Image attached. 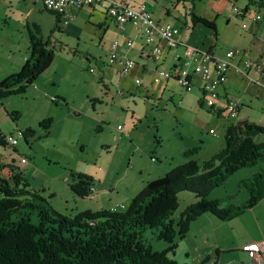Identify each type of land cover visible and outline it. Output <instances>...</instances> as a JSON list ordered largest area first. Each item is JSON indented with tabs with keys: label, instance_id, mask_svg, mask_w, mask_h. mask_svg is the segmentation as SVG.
<instances>
[{
	"label": "rangeland",
	"instance_id": "obj_1",
	"mask_svg": "<svg viewBox=\"0 0 264 264\" xmlns=\"http://www.w3.org/2000/svg\"><path fill=\"white\" fill-rule=\"evenodd\" d=\"M147 2L157 18L177 23L182 29L190 24L187 20L192 12L216 20L219 30L216 50L226 51L230 40L226 20L232 9L227 0ZM166 11L170 17L162 16ZM99 18V13L91 20L83 16L75 20L77 27L73 31L65 28L62 38L53 36L54 44L50 46L54 45L55 55L51 66L24 93L0 101V131L5 136L14 133L19 140L16 147L0 144L1 161L14 160L24 170L31 188L46 187L43 195L50 197L52 205L66 215L86 209L124 210L150 180L189 160L200 165L224 149L226 126L238 119L226 110L218 112L203 104L206 95L199 75H191L192 85L183 87L175 79L161 76L155 68L169 70V64L156 66L149 62L148 69L140 68L143 60L136 53L140 38L129 47L131 53L127 56L136 61L135 67L121 74V63L110 64L111 43L118 40V57L125 56L120 52H125L128 38L135 41V30L131 25L127 30L119 29L113 21L100 28L93 22ZM34 23L41 26L44 39L52 38L55 16L41 2L0 0V81L18 72L31 55L29 29ZM228 79L224 85H229V97L240 102L243 87L249 83ZM225 91L220 85L218 92L223 98L216 99L220 106L226 105ZM243 104V114L251 122L264 125V105L249 101ZM15 111L20 115H15ZM48 117L53 119L50 133L39 137L44 132L39 123ZM119 124L125 136L117 128ZM211 126L217 128L218 135L209 132ZM27 127L38 132L28 142L20 134ZM198 145L201 149L197 153L184 156L183 149ZM256 170L255 167L237 170L224 184L214 188L208 199H222L220 206H226V196H236L233 199L236 204L248 199L247 189L240 181ZM72 172L93 177L96 187L90 197L73 192ZM196 199L190 191L179 194V205L172 216L174 224L183 209ZM211 220L205 216L194 220L184 239H174L176 247L169 255L178 264H202L208 256L215 258L216 238L226 245L228 237L251 241L263 235L264 199L254 210L234 219L218 223ZM144 237L153 250L167 247L150 230L144 232ZM233 254L238 261L246 262L243 260L246 253ZM223 256L225 259L226 255Z\"/></svg>",
	"mask_w": 264,
	"mask_h": 264
},
{
	"label": "trees",
	"instance_id": "obj_2",
	"mask_svg": "<svg viewBox=\"0 0 264 264\" xmlns=\"http://www.w3.org/2000/svg\"><path fill=\"white\" fill-rule=\"evenodd\" d=\"M47 10L56 15L55 30L60 14ZM197 24L211 29L217 39L215 22L192 12L190 29ZM29 41L31 55L27 61L18 72L0 81V101L24 93L54 60V45L50 46V38L44 39L38 23L29 29ZM14 114L20 115L16 111ZM52 125L51 117L43 119L39 126L44 132L39 137L48 135ZM226 127L224 149L200 165L189 160L150 180L124 210L110 207L63 214L52 205L50 197L43 195L47 188H31L24 170L13 161L7 176L0 173V264H178L169 255L176 247L174 239H184L194 220L205 213L230 220L264 197V125L239 121ZM21 131L27 142L38 135L31 127ZM0 144L9 145L1 133ZM199 149L200 145L189 148L184 155L192 156ZM245 167L257 169L240 181L249 195L246 201L236 204V196H226V206H220L222 199H208L214 188ZM3 168L0 159V172ZM72 178L70 187L76 195L87 198L93 193L92 176L72 172ZM182 191L194 193L197 199L183 209L174 224L172 216ZM147 230L156 233L167 247L153 250L144 237Z\"/></svg>",
	"mask_w": 264,
	"mask_h": 264
},
{
	"label": "crops",
	"instance_id": "obj_3",
	"mask_svg": "<svg viewBox=\"0 0 264 264\" xmlns=\"http://www.w3.org/2000/svg\"><path fill=\"white\" fill-rule=\"evenodd\" d=\"M34 1L35 2H41L43 4V2L41 0H34ZM227 1H228V5L231 6L232 9H230V14L227 15L229 17L226 20V30H228L227 35H229V36H227V38L230 37L228 47H226V50L229 48H234V47H240L243 50L242 54L236 56L233 60L237 65L243 66L244 65V59H246V58H250L255 62L254 65L251 68H249L247 71V73L249 74V76L252 79H250L249 77L237 72L235 68H230V70L228 71V74H227V76L229 78L228 80H230V81L235 82V81L241 80L242 82L245 83V85H246V82L249 83L243 87L244 96L242 99L241 98L239 99L240 107H239L238 113L236 114L238 119L236 122H231V124H237L239 121L251 122L248 119V117H246L247 115L243 114V108H244L243 102H247V101H249L251 103L258 102V103H260L261 106L264 105V0H242L241 5L236 4L240 0H227ZM142 2H146L148 4L147 0H141V1L140 0H128L129 4L135 5V6L139 5ZM260 2H262V3H260ZM43 6H44V4H43ZM234 6L238 7L239 10L238 11L234 10ZM44 8H45V6H44ZM151 11H152V9H151ZM256 12L261 14V18L257 21L251 22L250 17H251V15H253ZM97 13H99L100 18L97 21H93V20L92 21L98 23L100 28L104 27V25L108 26L110 21L115 22L108 15L107 6H105L103 4H93L91 6H83V7L78 8L76 10L75 17H74L75 19L73 18L72 20H70L69 23L62 22V19L59 16V26L54 30V32L57 30L58 34H54V32H53L52 38L48 37L47 39L50 38L52 44H54V41H52L53 36H55L58 39L62 38L65 28L67 29V31L71 32L77 27L75 20H77L83 16L88 17V19L91 20L90 18L94 19L96 17ZM153 14H154V12H153ZM198 15L202 16L200 14H198ZM54 16H55V23H56V15H54ZM162 16L170 17L169 11L162 12ZM202 17H204V16H202ZM157 19L162 21L161 18H157ZM209 20H213V19H209ZM213 21L215 22L217 32L219 33L216 20H213ZM163 22H170V21H163ZM187 22H190V18H189V21L187 20ZM244 22L248 23L247 27H244L242 25ZM128 25L133 26L132 24H127L123 28L122 27L120 28L119 25H117V27L119 29L127 30ZM133 28L135 30L134 31L135 34L133 36V37H135L134 45L137 44V40L139 38L141 39V41L138 42L140 44H139L138 50L136 51V53L138 54L137 57H139L143 60V63L140 64V68L148 69L149 68L148 67L149 62H151V63L154 62V65H156V66L157 65L162 66V65L169 64V66H170L169 70H172L175 68V66L178 67V65H180L181 62H179V60H177L176 55L182 53V49H183L182 46H179L178 48H165L164 53L159 58H152L147 53H143L144 37L139 33V31L134 26H133ZM179 38H180V40H182L184 42H187V43H190L193 45H197V46L203 47L205 49H209L210 52H212L213 54H215L217 56H223L224 55L225 50H223L220 53L217 52V50H216L218 37L216 39L215 36L213 35V31L211 29H208V28L202 26L201 24L195 25L194 29H192V28L190 29V24H188V25L186 24L185 28H183V29L181 28ZM119 46H120V42H119ZM124 47H125V50H124L125 52H120V53H122L123 55L125 54V56H128L131 53V49L130 50L127 49L125 45H124ZM28 58H29V56L27 57V59ZM27 59H26V61H27ZM258 62H261V69L257 68V66H256V64ZM158 67L159 66H157L155 68H158ZM230 81H229V84H230ZM226 85H227V83H226ZM226 85H223L224 89L226 90L225 91L226 92V95H225L226 98L225 99L226 100L229 98L232 99V97H229V93H228V86L229 85L228 86H226ZM232 85L233 84H231L230 87ZM35 87H36V85H35ZM249 87H250V90L248 89ZM223 92L224 91H222V95H223ZM222 95L220 97V100H221V98H223ZM203 104H205V103L203 102ZM245 114H247V113H245ZM219 116H220V114H219ZM118 126H117V128H118ZM122 129H123V127H122ZM122 129H119V130L122 131ZM122 132H123V136H125L124 131H122ZM0 133L2 134L1 131H0ZM9 134H14V133H9ZM18 144H19V140H18V143L14 147H16ZM189 148L190 147L183 149V154ZM11 158H14V157L11 156ZM13 161L14 160H12V162L2 160V164H3L4 168L2 169V171L0 173L3 176H7L9 174V172H10L9 171V169H10L9 164L13 163ZM5 172H6V175H5ZM40 186H43V185H40ZM262 199H264V197ZM246 200H244V201H246ZM256 205L253 206L252 208L246 209L245 211H243L242 213H240L239 215H237L235 217H238L244 213H247L249 211L254 210ZM204 216L209 217L210 220L212 219L211 223H213V221H214V223H216V221H217V223H218V221H221V222L227 221V220L217 219L216 217H214L210 213H205L204 215H202L198 219H200ZM235 217H233V219ZM198 219H196L195 221H197ZM191 224H193V223H191ZM199 232L200 231H198L197 236H198V234H200ZM263 237H264V233H263V235H257L251 241H243V240L241 241V239H233V238L230 239L228 237V238H226V240L229 239V243H226V245H223V243L220 242V240L218 238H216L215 243L213 245L215 247V249H217L216 257L212 259V257L208 256L207 257V258H209L208 261L211 262V260H213L211 264H264V258L258 260V259H256L255 256H251L250 252L242 249V247L245 244L253 242V241L261 240ZM235 251H237V252L241 251L242 253H246L247 256L245 255V258L243 259L246 262L238 261L236 259L237 256L233 257L234 256L233 253ZM223 255H226L225 259L221 258V256H223ZM184 264H187V263H184Z\"/></svg>",
	"mask_w": 264,
	"mask_h": 264
},
{
	"label": "built area",
	"instance_id": "obj_4",
	"mask_svg": "<svg viewBox=\"0 0 264 264\" xmlns=\"http://www.w3.org/2000/svg\"><path fill=\"white\" fill-rule=\"evenodd\" d=\"M46 9L53 10L60 14L62 22L69 23L75 17V12L83 6H91L93 4H103L107 6L108 15L119 25L125 27L132 24L139 33L144 37L143 53H147L152 58H159L165 48H178L182 46V53L177 54L176 58L180 65L175 66L172 70H156L161 76L168 79H175L181 86L192 85L191 75H199L203 80V91L206 95L203 102L216 111H228L231 116H236L240 104L234 99H227L225 106L216 103V99L221 97L218 92L220 85H224L227 81V74L230 68H235L237 72L249 77L248 69L254 65V61L250 58L244 59V65H237L233 60L236 56L242 54L243 50L239 47L229 48L224 52L223 56H216L212 52L180 40L181 27L177 23L163 22L158 20L146 2L139 5H131L128 0H41ZM234 10L239 8L234 6ZM261 18V14L256 12L250 17V21L254 22ZM248 26L247 22L242 24ZM134 45L132 38L127 39L126 48L129 49ZM119 47V41L115 40L111 43L110 64L121 63L123 65L121 74L127 73L131 68L135 67L136 61L127 56L118 57L116 49ZM130 50V49H129ZM261 69V62L256 64ZM93 72L95 68H91ZM139 83L140 80L136 79ZM122 129V126H118ZM209 132L218 135L217 128L211 126ZM22 135V131H20ZM6 140L11 145L18 143V138L14 134L6 136ZM26 159L23 158V161ZM93 189V188H92ZM243 250L250 252L251 256H255L260 260L264 258V237L261 240L253 241L245 244Z\"/></svg>",
	"mask_w": 264,
	"mask_h": 264
},
{
	"label": "clouds",
	"instance_id": "obj_5",
	"mask_svg": "<svg viewBox=\"0 0 264 264\" xmlns=\"http://www.w3.org/2000/svg\"><path fill=\"white\" fill-rule=\"evenodd\" d=\"M9 135V134H8ZM15 135V134H14ZM13 146V145H12ZM15 146V145H14ZM93 191H94V187H93V189H92Z\"/></svg>",
	"mask_w": 264,
	"mask_h": 264
}]
</instances>
